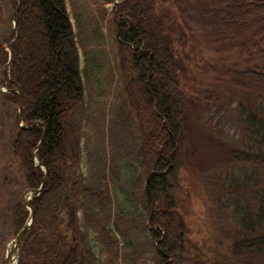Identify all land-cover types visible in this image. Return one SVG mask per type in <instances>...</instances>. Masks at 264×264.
<instances>
[{"label":"trees","instance_id":"16d2710c","mask_svg":"<svg viewBox=\"0 0 264 264\" xmlns=\"http://www.w3.org/2000/svg\"><path fill=\"white\" fill-rule=\"evenodd\" d=\"M11 2L19 10L4 94L22 102L24 123L34 125L19 127L17 116L13 154L28 189L39 188L45 177L33 161L36 149L48 168L42 194L31 201L34 223L18 264H264V21L250 20L264 11V0H121L114 20L117 58L125 105L136 111L133 118L127 107L125 115L135 140L123 173L116 156L109 160L104 148L100 153L101 125L82 115L87 93L68 0ZM31 2L43 11V34L29 25ZM107 11L101 9L102 19ZM192 32L214 54L236 56L232 63H205L213 88L202 95L187 80ZM42 37L49 65L47 75L36 76L39 92L31 93L22 51L33 39L37 56ZM8 60L0 45L3 67ZM156 72L169 82L156 87ZM156 111L169 117L167 125ZM181 168L204 186L228 243L225 259L209 262L190 236L181 210ZM12 215L17 233L29 216L23 200Z\"/></svg>","mask_w":264,"mask_h":264},{"label":"rangeland","instance_id":"374dc122","mask_svg":"<svg viewBox=\"0 0 264 264\" xmlns=\"http://www.w3.org/2000/svg\"><path fill=\"white\" fill-rule=\"evenodd\" d=\"M94 2L95 0H68L71 14L77 16L78 13L73 21H75L74 24L78 31L80 44L83 45V40L85 42L81 52V71L87 99L83 102L81 110L83 116L91 115L96 120L97 125H101L103 144L99 146L100 153L101 148H104L109 160L116 156V163L121 170L120 172L123 173L122 169L129 166L126 154L131 151L129 146L135 140L134 128L132 129V126L126 121L125 115L129 108L131 117L134 118L136 117V111L131 105L127 104L126 106L124 102L126 91L118 64V45L115 39L116 31L113 30L114 25L110 21H101L100 7L102 1ZM31 4L34 6V17L29 25L33 27L32 30L37 29L43 34V11L37 7V4L33 2ZM3 6L5 21H0V45L7 47L13 33L15 10L11 0H3ZM104 7L108 9V12L114 10L113 3H106ZM259 19L264 21V11L256 13L252 19L250 18L251 21ZM248 21L249 19H245L243 22ZM38 24H40V27H38ZM29 25L26 28V37H28V31H30ZM80 25L82 29H80ZM87 31L89 33L83 39L81 34ZM91 33L93 36L90 35ZM200 37L201 35L198 36L192 32L191 46L188 48L192 57V64L187 80L194 86L197 95L204 94L206 88H213L212 73H203L202 71L206 62H213L220 58H225L228 63L236 60V56H232V54H214ZM30 41L25 42L22 61L29 66L27 91L38 93L36 76L42 73L47 75L45 67L49 65V56L46 53L47 44L43 37L38 42L37 56H35L32 48L33 39ZM65 49H68L67 44L62 47V50ZM3 70L4 67L0 63V264L4 263L8 251L10 252L8 264H13L19 251L15 248L14 242L16 230L13 225L12 207L25 198L28 188L25 184L23 169L13 154V145L18 133L16 122L19 111L16 103L5 98L4 93L7 90L3 84ZM167 77L163 76L160 79L158 78V72H156L153 83L156 87L161 84L166 85L169 82ZM147 88L149 94L153 97L152 90L149 86ZM169 98L171 102L168 106L171 107V103H173L171 91H169ZM161 101H164V99H161ZM156 113L167 125L169 117L158 111ZM134 171L132 167L130 174H134ZM180 172L181 210L190 227V236L193 242L197 245L203 258L208 256L209 262L213 261V256L216 258L226 256L227 243L218 236L213 222L211 205L208 196L205 195L201 181L190 177L185 168H182ZM123 179L129 183L133 181ZM114 228L118 231V227Z\"/></svg>","mask_w":264,"mask_h":264},{"label":"water","instance_id":"95a60500","mask_svg":"<svg viewBox=\"0 0 264 264\" xmlns=\"http://www.w3.org/2000/svg\"><path fill=\"white\" fill-rule=\"evenodd\" d=\"M13 41V40H12ZM11 65V60L9 61V63H8V66H10ZM19 118H20V120H22V103L20 102L19 103ZM46 169H47V167H46ZM47 179H48V177L46 176L45 177V179H44V181H43V184H42V187H41V189L40 190H38V193H40L41 191H42V188L45 186V184H46V182H47ZM33 218H34V210H32V215H31V222L30 223H27L25 226H24V228L19 232V234L17 235V237H16V245H18L19 243H20V241H21V239H22V237L24 236V234L28 231V229L30 228V224L32 223V221H33Z\"/></svg>","mask_w":264,"mask_h":264},{"label":"bare ground","instance_id":"6f19581e","mask_svg":"<svg viewBox=\"0 0 264 264\" xmlns=\"http://www.w3.org/2000/svg\"><path fill=\"white\" fill-rule=\"evenodd\" d=\"M28 196H29V194H28Z\"/></svg>","mask_w":264,"mask_h":264}]
</instances>
